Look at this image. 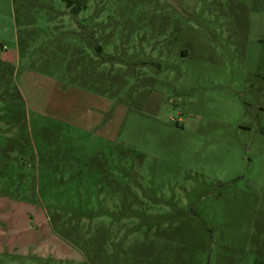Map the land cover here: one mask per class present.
Instances as JSON below:
<instances>
[{"label": "rangeland", "instance_id": "rangeland-1", "mask_svg": "<svg viewBox=\"0 0 264 264\" xmlns=\"http://www.w3.org/2000/svg\"><path fill=\"white\" fill-rule=\"evenodd\" d=\"M0 264H264V0H0Z\"/></svg>", "mask_w": 264, "mask_h": 264}, {"label": "trees", "instance_id": "trees-1", "mask_svg": "<svg viewBox=\"0 0 264 264\" xmlns=\"http://www.w3.org/2000/svg\"><path fill=\"white\" fill-rule=\"evenodd\" d=\"M73 10H75V11H76V10H77V8H74Z\"/></svg>", "mask_w": 264, "mask_h": 264}]
</instances>
